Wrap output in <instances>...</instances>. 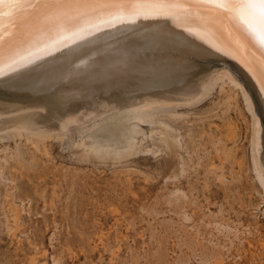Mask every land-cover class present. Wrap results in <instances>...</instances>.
<instances>
[{"label": "rangeland", "instance_id": "1", "mask_svg": "<svg viewBox=\"0 0 264 264\" xmlns=\"http://www.w3.org/2000/svg\"><path fill=\"white\" fill-rule=\"evenodd\" d=\"M213 69L196 99L129 111L144 120L115 124L134 144L118 153L87 141L121 114L38 135L3 120L41 107L0 113V264H264L258 104L232 69Z\"/></svg>", "mask_w": 264, "mask_h": 264}, {"label": "bare ground", "instance_id": "2", "mask_svg": "<svg viewBox=\"0 0 264 264\" xmlns=\"http://www.w3.org/2000/svg\"><path fill=\"white\" fill-rule=\"evenodd\" d=\"M198 11L193 9L191 18L183 14L150 15L112 24L85 20L75 37L63 24H46L37 30L36 16L30 10L20 11L12 22L5 21V47L0 51V113L8 112L2 115L9 119L19 109H42H29L31 114L3 120V128L19 133L34 129L39 135L37 130L55 128L61 120L71 123L91 113H106L103 120L121 114L105 122L87 141L95 149L112 146L118 153L116 144L124 138L128 146L134 145L118 127L121 120H144L129 111L154 103L196 99L216 78L214 69L208 68L222 64L234 71L258 104V114L253 113L251 144L256 149L257 166L264 169V64L258 47L233 43L227 30L218 31L213 22L199 17ZM249 93L248 98L252 97ZM17 221L13 218V224ZM223 223L220 225L226 227Z\"/></svg>", "mask_w": 264, "mask_h": 264}, {"label": "snow or ice", "instance_id": "3", "mask_svg": "<svg viewBox=\"0 0 264 264\" xmlns=\"http://www.w3.org/2000/svg\"><path fill=\"white\" fill-rule=\"evenodd\" d=\"M193 9L199 10V17L213 22L218 31L227 30L233 43L257 46L264 64V0H0V51L5 47V21L12 22L22 10L36 16L37 30L46 24H63L75 37L85 20L112 24L150 15L191 18Z\"/></svg>", "mask_w": 264, "mask_h": 264}]
</instances>
